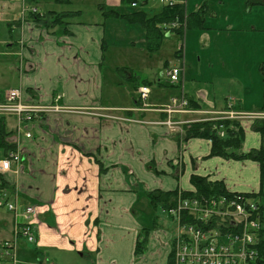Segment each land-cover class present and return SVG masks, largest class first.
Segmentation results:
<instances>
[{
	"label": "crops",
	"instance_id": "obj_1",
	"mask_svg": "<svg viewBox=\"0 0 264 264\" xmlns=\"http://www.w3.org/2000/svg\"><path fill=\"white\" fill-rule=\"evenodd\" d=\"M19 1H6L3 5L7 30L0 39L4 56L0 59V102L5 101L8 90L19 89L25 104L71 108L61 113L37 112L32 119H21L13 113L0 114V159L18 147L22 158L19 173L0 176L2 190L15 193L20 211L28 205L38 210V223L34 227L38 245L20 241L19 251L29 253L26 247L29 245L37 253L38 264L44 263L42 249L78 252L80 257L95 254L96 264H117L107 259L109 253L118 262L128 250L138 253L141 225L135 214L136 210L150 207L149 192L195 191L191 181L195 174L222 181L229 192L254 196L261 191L257 161L212 155V141L203 137L187 139L185 128L196 121L219 120L214 113L264 111V105L252 111L230 100L240 94L228 93L229 86L236 85L238 79L230 72L231 54L219 50V42L231 41L235 35L254 42L264 37V0L234 3L222 0L219 6L206 1L197 4L195 0V10H187L186 6L190 36L186 40L184 32L180 40L183 51L175 52L173 63L165 60L163 64L167 72L174 66L183 68L179 81L169 82L170 86L180 85L181 91L172 90L179 93L173 98L184 96L188 100L189 112L172 115L178 123L176 128L168 126L169 114L162 108L173 98L169 101L149 98L146 107L140 97V87L152 88L154 81L151 62L155 51L148 47L144 26L131 22L138 25L132 31L121 23L115 24L120 30L117 36L123 38L125 33L126 39L131 40L128 47L137 51L134 58L142 61L141 66L149 61V72L141 71L134 58L126 64L104 68L110 19L101 10H98L103 16L100 21L70 20L82 16L81 11L66 17L63 27L56 28L29 12L23 14L22 0ZM30 2L41 13L68 11L46 8L48 2L67 5L59 2ZM119 2L112 4L116 7ZM207 17L212 21L220 17L219 23L212 22L207 27ZM110 25L114 27L113 23ZM113 42L117 48L124 44L114 39ZM261 71L264 77L262 65ZM119 72L123 73L122 78ZM193 73L196 78L192 77ZM163 74L164 71L160 73ZM193 82L213 88L212 98L208 99L209 92L205 89L194 95L192 87L187 85ZM157 83L162 85L159 78ZM126 92L131 96L128 103ZM98 108L109 113L95 114ZM239 121L248 130L244 131L241 151L264 148V119L247 117ZM26 133H31V137ZM16 165L13 163V167ZM237 172L242 176L249 172L253 179L248 184L229 179ZM254 199L264 203V195ZM13 221V212L0 210V240L11 237ZM156 235L163 240L155 243L157 255L162 259L169 253L166 256L169 264L173 259V245L169 243L173 233L164 229L153 231V241Z\"/></svg>",
	"mask_w": 264,
	"mask_h": 264
},
{
	"label": "built area",
	"instance_id": "obj_2",
	"mask_svg": "<svg viewBox=\"0 0 264 264\" xmlns=\"http://www.w3.org/2000/svg\"><path fill=\"white\" fill-rule=\"evenodd\" d=\"M163 5L174 6L177 4L187 6L188 0H159ZM133 6L137 4L132 3ZM32 11L33 15L40 10L29 0H22V12ZM182 67H171L168 76L171 83L179 81ZM143 104L147 107L150 88L142 86L139 89ZM71 108L61 105H35L22 102L19 89L7 91L4 102H0V114L13 113L21 119H32L37 112H66ZM163 111L169 114L168 126L176 128L177 122L173 114L189 112L188 100L183 96L173 98ZM230 118L253 117L264 119V111L259 113H239L229 111ZM225 120V118H216ZM31 137V133H26ZM224 135V130L220 131ZM20 147L11 152L9 156L0 159V176L5 173L20 170L22 160ZM13 163L16 167H13ZM0 184V210L6 209L13 212L14 221L10 238L0 240V264H18L20 241L37 243L34 226L38 223V210L35 206L28 205L22 211L17 202L4 199ZM178 194L175 206L167 208L171 216L177 220V236L173 245V264H256L259 251V231L263 226L258 222V203L253 198L238 193L231 196H202L182 197Z\"/></svg>",
	"mask_w": 264,
	"mask_h": 264
},
{
	"label": "rangeland",
	"instance_id": "obj_3",
	"mask_svg": "<svg viewBox=\"0 0 264 264\" xmlns=\"http://www.w3.org/2000/svg\"><path fill=\"white\" fill-rule=\"evenodd\" d=\"M18 2L19 0H0V39L4 37L6 34L7 27L5 25V20L3 16L5 15V10L3 9V5L5 2ZM53 1V0H49ZM116 0H75L72 4L62 5V4H56L53 2H48L46 5V8L51 9H66L69 11H76L81 10L83 11V15H78L76 17L70 18L72 21H85V22H96L100 21L102 14L98 12L99 10V4L105 3L107 4L108 8L113 7L112 4ZM118 1V0H117ZM198 1L197 4L200 2L206 1L209 5L214 4L219 6L221 4L220 1L222 0H196ZM227 2L234 3L235 0H225ZM21 3V0L19 1ZM196 2L195 0H188L187 4V10L190 8L191 10L196 9ZM118 5H121V0ZM124 6L121 10H124L125 12L131 10L130 3L123 4ZM194 5V6H193ZM184 6V5H183ZM115 7V6H114ZM119 7V6H116ZM160 7V3L158 0H154L153 2H150L149 5L145 6V10L148 12H156ZM185 7V6H184ZM137 8V7H136ZM186 8V7H185ZM219 15L222 16V12H219ZM185 19H184V25L182 27L183 31L186 32V40L190 36L187 32V18L186 14L184 13ZM220 17H217L214 21L211 20L210 17H207V27H210L212 22H218ZM130 22V21H129ZM126 19L121 18H113L111 19L107 24L109 31L107 32V52H106V65L104 66L111 68L113 65L114 67L117 64H126L129 61V59L134 58V53H137V51H133V49L129 48L128 46L131 45V40L126 39V34L123 33L122 37L117 36V30L115 24L121 23L127 27H129L130 30L135 31L138 28L137 24H131ZM114 24V27L110 24ZM221 26V25H220ZM223 27V26H221ZM183 34L185 35V33ZM177 33H172L168 37L164 38L163 44L161 48L158 51H155L153 54V61L151 62L153 72L154 69V75L153 77V85L151 88V97H149L151 100L155 99L157 101H169L171 98H173L176 95L175 92L172 90H179L180 85L176 84L174 86H170L169 82V76L167 75V69H164V63L165 60H168L170 63H173L175 61V52L178 53L183 51V44L181 46V36ZM113 39L116 40L117 43H124L120 48L115 47L116 44L113 42ZM141 38H139L140 40ZM215 39V37H214ZM137 41V38L135 39ZM144 44L146 43V36L144 35L143 40ZM188 41H186L187 43ZM220 44V52H226L229 55V61H230V72L232 71L233 77L238 79V82L236 85H230L229 86V95L230 94H236V99L231 98L230 100L235 101L240 107L245 108L246 110H256L260 109L264 105V77L263 73L261 71V65L264 67V37H260L258 42H254L253 40H249L247 37L241 36V35H235L233 39L227 40L225 42H219ZM137 47H140L137 45ZM181 47V48H180ZM187 47V44H186ZM253 49V50H252ZM187 50V48H186ZM1 45H0V59H3L4 56L1 55ZM20 56V55H19ZM227 58V59H228ZM12 59V58H8ZM128 61V62H127ZM134 61L138 63L137 67H140L142 65V61H139L137 57L134 58ZM146 61V60H143ZM254 61L255 64H254ZM149 61L147 60V64L145 66H141L140 70L142 71H148L149 72ZM115 70V69H114ZM120 71H123L120 69ZM164 71V74L161 76L160 73ZM123 73L119 72L118 75L120 78ZM193 78H196V73H193ZM161 81L162 85H158L157 80ZM190 80V78H189ZM195 80V79H193ZM171 83V82H170ZM180 83V82H179ZM172 84V83H171ZM188 86L192 87V92L194 95L201 89H205L207 92H209L208 99L212 98V92L213 88H210L206 85H202L201 83H187ZM127 92L130 91L127 87L125 88ZM126 92L125 99L126 103L130 101L131 96ZM149 98L147 102L149 101ZM169 103H166L162 106L164 107ZM95 114H99L100 112L107 113L109 110H103V109H97L94 110ZM103 111V112H102ZM109 113V112H108ZM215 117L219 118H225L227 119H234L237 120V122H241L240 118H230V113L228 111L221 112L220 114L214 113ZM254 117V116H253ZM252 118V117H248ZM168 119V117H167ZM243 124V123H242ZM244 125H246L244 123ZM245 133L248 132L246 126H244ZM182 129L180 130V132ZM247 134V138H248ZM229 173H232L231 170H228ZM14 172V171H10ZM9 173V172H7ZM5 173V174H7ZM4 174V175H5ZM246 177V178H245ZM233 179L235 182L248 184L253 178L250 177L249 172H247L246 176H242L240 173H236L235 175L229 176V179ZM4 193V199L9 200L11 202H17L15 199V193L11 192L10 190L3 191ZM246 196L250 199V196L243 193H238ZM254 202L258 203L259 201L253 200ZM258 213H261L260 204H258ZM15 215V214H14ZM136 219H138L141 226V238L148 237V241L143 245L142 249L137 253L134 254L128 250L127 254H125L124 257L121 258L120 262L117 261L113 257V255H110L107 259L111 262L116 261L117 264H168L167 257L169 253L166 252V256L161 259L159 255H157L158 247H156L155 243L162 242L163 240L158 235L155 236L154 241L151 238V233L153 231L157 230H163L167 232H172L173 236L171 238V241L169 243H173L175 237L177 236V228H178V222L176 219H174L167 208H165L164 203L161 201H158V203H154L150 201V207L144 210H136ZM264 214L261 213L259 216H257L258 222L263 226L262 229H264ZM171 236V235H170ZM166 245L168 246V242L166 241ZM30 251L28 253V250H25L24 252L22 250L19 251L18 254V262L19 264H38L37 256L34 251L31 250V247L29 245L26 246ZM43 251V253H42ZM41 254L44 257L43 261L44 263H48L47 261L55 262L57 264H96V255H85L84 257H80L78 252L74 253H63L59 252L54 249H42ZM121 257V256H120ZM134 257V258H133ZM134 261V262H133Z\"/></svg>",
	"mask_w": 264,
	"mask_h": 264
},
{
	"label": "trees",
	"instance_id": "obj_4",
	"mask_svg": "<svg viewBox=\"0 0 264 264\" xmlns=\"http://www.w3.org/2000/svg\"><path fill=\"white\" fill-rule=\"evenodd\" d=\"M54 2H59L63 4H72L75 0H53ZM154 0H121V5L119 7L108 8L107 4L100 3L99 10L102 11L105 18L110 20L113 18L126 19L128 21L139 23L145 27L148 36V47L151 51H158L164 41V38L168 37L172 33H177L182 35L184 25V13L187 15V25L189 24V15L186 13V8L177 4L174 6L163 5L160 3V7L156 12L150 13L145 10V6L149 5L150 2ZM159 1V0H158ZM30 2V0H29ZM137 3L136 6H132V3ZM130 3L131 10L126 13H122L121 9L126 6L123 4ZM137 7V8H136ZM32 13V11H30ZM82 13L81 10L76 11H56L50 10L40 15H37V19L43 21L44 23L57 27H63V23L66 22V17L78 15ZM188 28V27H187ZM178 53V51H177ZM264 109V108H263ZM186 138L191 137H203L208 138L212 141V155H219L228 158H251L257 161L260 165L261 170V181L262 189L258 194H247L250 197H258L264 195V148L252 149L248 153L241 151L242 142L244 138V128L241 126L237 120L227 119V120H206V121H196L187 125L186 128ZM224 130V135H220V131ZM10 150L7 154L17 151ZM6 156V157H7ZM191 181L195 186V191H182V197H202V196H218L223 195L231 196L233 192H229L225 184L222 181H211L205 176L193 175ZM11 191V190H10ZM177 191L161 192L152 191L149 192V196L152 202L165 201V207L175 206L178 198ZM261 208V213H264V203H259ZM259 213V214H261ZM262 221H264L262 219ZM147 238V237H146ZM146 238L140 237L138 242L137 251L139 252L143 245L146 243ZM259 256L256 264H264V229L259 231V243H258ZM44 264V263H40ZM169 264H173V259H171Z\"/></svg>",
	"mask_w": 264,
	"mask_h": 264
}]
</instances>
